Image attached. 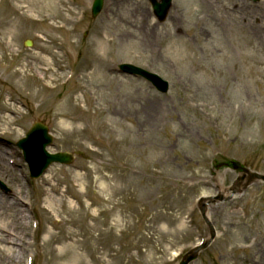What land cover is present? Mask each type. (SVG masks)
Wrapping results in <instances>:
<instances>
[{
    "label": "rangeland",
    "instance_id": "374dc122",
    "mask_svg": "<svg viewBox=\"0 0 264 264\" xmlns=\"http://www.w3.org/2000/svg\"><path fill=\"white\" fill-rule=\"evenodd\" d=\"M93 1L57 0L61 14L17 23L0 0V38L18 27L16 51L0 45V195L29 218L22 264H78L51 260L49 240L77 243L84 264H179L210 240L201 208L223 194L206 209L216 238L191 264H264V0H173L162 23L148 0H105L96 18ZM35 54L60 76L53 91ZM18 69L22 79L5 76ZM38 121L50 152L84 155L34 180L17 142Z\"/></svg>",
    "mask_w": 264,
    "mask_h": 264
},
{
    "label": "bare ground",
    "instance_id": "6f19581e",
    "mask_svg": "<svg viewBox=\"0 0 264 264\" xmlns=\"http://www.w3.org/2000/svg\"><path fill=\"white\" fill-rule=\"evenodd\" d=\"M12 6L10 5L11 11L14 10V12H18L19 17L18 22H21L23 19H31L34 16H46V17H54L58 14H61L63 10H58L57 8V0H9ZM244 2V0H243ZM61 4V3H59ZM14 5V6H13ZM244 8V6H242ZM240 9V6H239ZM241 10V9H240ZM242 14L244 9L241 10ZM35 12L38 15H35ZM6 13V12H5ZM45 19L41 17V21H44ZM247 22V21H245ZM244 22V23H245ZM16 22H12L9 26L8 30H5L6 32L3 34L2 38H0V45L4 46L5 48L9 49L12 53L15 52L14 48V42L17 38L16 36V30L18 27H16ZM246 24V23H245ZM6 25H4L5 27ZM229 26V25H228ZM244 26H240L241 30ZM149 39L151 38V35H148ZM150 44L151 41L149 40ZM153 46H155V41H153ZM51 46L45 45L42 49V52H46L47 55H50L53 59V55L51 52ZM1 51V49H0ZM33 59L35 62H40V64L44 65L45 68L43 70L46 73H49V78H42V80L45 82V87L49 91L54 90V83L57 81V78L60 77L59 75H56L53 71V63L52 61H48L47 58L40 57L39 54L33 55ZM27 62V61H26ZM1 63V61H0ZM32 64V63H31ZM29 61L24 65L26 67H29L31 65ZM42 69V67L40 68ZM22 71L20 69L13 71L7 75H5L10 81L14 78H20ZM63 76V74H62ZM9 102H12V99H9ZM10 104V103H9ZM8 104V105H9ZM10 107L12 109L14 108V104H10ZM6 132H4L5 134ZM3 155V154H2ZM54 191V190H52ZM224 196V194L222 195ZM46 202L52 204L54 202V199L52 196H48L46 198ZM20 200L17 202H14L13 204L8 203L7 199L0 195V217L6 216L8 217V222H3L0 225L1 232L3 234L2 239L0 240V243L2 246L0 247L1 250V260L4 264H22L25 260V257L27 258V254L30 248L34 247L32 245L33 243H26L25 238L26 235L29 234V218L28 215L25 213V211L22 209V206L20 205ZM51 206V205H50ZM98 221L94 225V229H97ZM16 229V231L14 229ZM99 232V227H98ZM100 233V232H99ZM50 235L53 238V233L50 232ZM46 246L48 244L49 251L48 254L51 255L56 260H63L66 259L67 261L74 260L78 264H84V259L82 254L74 253V251L78 248L77 243H73L72 245H68L67 247H63V251L59 248H51V242L50 240L45 243ZM26 253L24 254V252ZM84 252V251H83Z\"/></svg>",
    "mask_w": 264,
    "mask_h": 264
},
{
    "label": "water",
    "instance_id": "95a60500",
    "mask_svg": "<svg viewBox=\"0 0 264 264\" xmlns=\"http://www.w3.org/2000/svg\"><path fill=\"white\" fill-rule=\"evenodd\" d=\"M103 0H96L93 6L94 16H97L103 7ZM155 3V1H154ZM171 5V0H164L162 5H154V8L163 20ZM124 72L134 75H141L151 81L161 92L165 93L169 89V84L161 79L157 74L143 71V69L135 67L130 64L121 65ZM53 138L49 134L47 126L36 123L32 129L27 133L25 139L20 140L18 146L24 151L25 159L30 165L31 176L33 178L40 177L51 164L62 163L70 164L74 160V156L70 153H56L51 154L47 151V147L52 144ZM78 154H81L80 152ZM264 180V177H260ZM204 214V210H203ZM205 216V214H204ZM209 223V222H208ZM213 230V228H212ZM196 258L195 254H190L185 257L181 264H189Z\"/></svg>",
    "mask_w": 264,
    "mask_h": 264
}]
</instances>
